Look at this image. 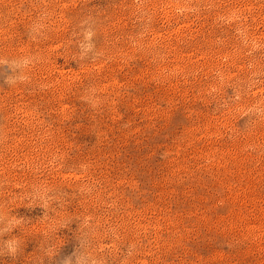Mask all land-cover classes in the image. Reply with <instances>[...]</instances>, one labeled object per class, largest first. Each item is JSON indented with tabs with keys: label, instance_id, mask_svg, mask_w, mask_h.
<instances>
[{
	"label": "rangeland",
	"instance_id": "obj_1",
	"mask_svg": "<svg viewBox=\"0 0 264 264\" xmlns=\"http://www.w3.org/2000/svg\"><path fill=\"white\" fill-rule=\"evenodd\" d=\"M0 264H264V0H0Z\"/></svg>",
	"mask_w": 264,
	"mask_h": 264
}]
</instances>
